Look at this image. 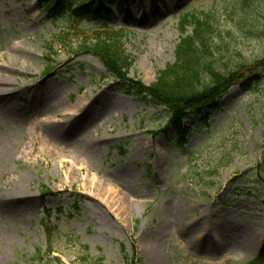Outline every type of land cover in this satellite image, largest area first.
I'll return each mask as SVG.
<instances>
[{
	"label": "rangeland",
	"instance_id": "1",
	"mask_svg": "<svg viewBox=\"0 0 264 264\" xmlns=\"http://www.w3.org/2000/svg\"><path fill=\"white\" fill-rule=\"evenodd\" d=\"M129 3L79 22L0 0V264H126L133 242L138 264H244L264 249V80L184 118L196 126L181 147L165 108L80 49L104 23L129 29V78L148 86L196 13L214 18L219 67L254 63L264 0Z\"/></svg>",
	"mask_w": 264,
	"mask_h": 264
},
{
	"label": "trees",
	"instance_id": "2",
	"mask_svg": "<svg viewBox=\"0 0 264 264\" xmlns=\"http://www.w3.org/2000/svg\"><path fill=\"white\" fill-rule=\"evenodd\" d=\"M40 10L49 19L68 14L74 21L96 20L101 14L113 15L123 5L130 7L129 0H38ZM214 18L197 15H183L180 19L181 37L175 50V62L160 71L155 82L145 85L129 78L135 59L127 54L125 41L128 30L125 27L112 28L104 23L80 46L87 54L99 59L105 70L117 80L126 83L127 95H135L143 103H152L169 112V124L173 127L179 146L187 144L196 124L184 125L183 119L205 111L216 109L217 102L228 92L239 87L245 93H253L264 80V58L254 63L242 61L231 67H219L222 46L216 41L222 39L216 34ZM219 43V42H218ZM229 52V50H228ZM51 71L48 70L47 73ZM210 113L198 122L201 127L209 126ZM210 127V126H209ZM46 192L44 196L50 195ZM122 251L126 264H138V250L135 242L132 249L125 246ZM244 264H264V249L253 260Z\"/></svg>",
	"mask_w": 264,
	"mask_h": 264
},
{
	"label": "bare ground",
	"instance_id": "3",
	"mask_svg": "<svg viewBox=\"0 0 264 264\" xmlns=\"http://www.w3.org/2000/svg\"><path fill=\"white\" fill-rule=\"evenodd\" d=\"M43 152H45V148L44 147H42V154H43Z\"/></svg>",
	"mask_w": 264,
	"mask_h": 264
}]
</instances>
